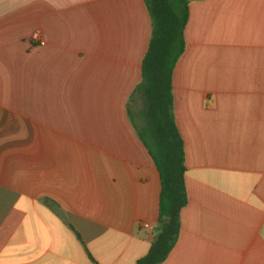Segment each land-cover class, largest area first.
Returning <instances> with one entry per match:
<instances>
[{"label":"crops","instance_id":"1","mask_svg":"<svg viewBox=\"0 0 264 264\" xmlns=\"http://www.w3.org/2000/svg\"><path fill=\"white\" fill-rule=\"evenodd\" d=\"M188 10L172 90L188 202L162 264H264V0ZM151 33L144 0H0V264L149 252L161 181L136 88Z\"/></svg>","mask_w":264,"mask_h":264},{"label":"trees","instance_id":"2","mask_svg":"<svg viewBox=\"0 0 264 264\" xmlns=\"http://www.w3.org/2000/svg\"><path fill=\"white\" fill-rule=\"evenodd\" d=\"M144 1L152 33L142 62V82L136 88L143 99L138 132L160 174L161 191L157 235L136 264H162L176 245L180 213L188 202L184 140L175 120L172 90L174 70L185 51L190 0Z\"/></svg>","mask_w":264,"mask_h":264},{"label":"built area","instance_id":"3","mask_svg":"<svg viewBox=\"0 0 264 264\" xmlns=\"http://www.w3.org/2000/svg\"><path fill=\"white\" fill-rule=\"evenodd\" d=\"M33 38H34V39H39V38H40L39 33H35V34H33ZM144 227H145V228H150V224H148V223H144Z\"/></svg>","mask_w":264,"mask_h":264}]
</instances>
